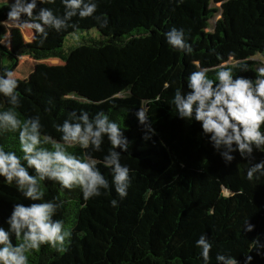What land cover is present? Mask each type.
Segmentation results:
<instances>
[{"label": "trees", "instance_id": "obj_1", "mask_svg": "<svg viewBox=\"0 0 264 264\" xmlns=\"http://www.w3.org/2000/svg\"><path fill=\"white\" fill-rule=\"evenodd\" d=\"M96 2L93 17H73L60 32L49 29L43 45L26 41L35 30L27 34L10 28L7 45L1 41L6 34L0 38V74L15 72L23 57L55 62L28 80L16 78L21 119L38 116L42 135L59 141L62 134L55 125L71 113L83 110L92 117L103 111L129 142L121 163L130 168L132 179L123 199L111 187V170L103 163L111 147L106 137L102 151L91 153L110 184L100 196L85 201L79 187L62 190L56 182H41L44 200L63 204L54 219L71 229V244L66 253L42 245L29 253V264H203L196 247L201 235L212 244L209 264H217L218 253L240 264L251 255L252 264H264V177L249 181L246 175L250 161L264 160V152L254 151L248 159L237 152L226 164L201 122L181 119L172 103L177 89L190 91L187 77L203 68L210 78L223 67L234 77L256 79L260 63L252 58L264 57V0H226L214 35L190 31L194 17L188 9L195 0ZM41 7L64 14L62 0L38 5L36 11ZM8 11L0 8V21L8 19ZM172 28L184 31L190 54L167 43L165 34ZM92 31L101 40L84 39L65 49L69 37ZM9 107L0 96V111ZM140 108L148 117L145 125L136 115ZM0 145L22 155L18 133L0 135ZM68 151L81 153L78 146ZM17 203L33 202L0 178V226L8 227ZM246 220L253 231L246 230ZM12 241L19 242L14 236Z\"/></svg>", "mask_w": 264, "mask_h": 264}, {"label": "clouds", "instance_id": "obj_2", "mask_svg": "<svg viewBox=\"0 0 264 264\" xmlns=\"http://www.w3.org/2000/svg\"><path fill=\"white\" fill-rule=\"evenodd\" d=\"M54 3L55 0H7L8 19L0 21V25L35 30L43 43L49 29L60 32L69 27L73 17H93L98 8L96 0H62L63 16L55 15L48 7L36 11L38 5ZM95 19L99 21L101 17ZM165 35L174 50L189 54L193 51L182 29L172 28ZM241 69L247 71L248 66L242 65ZM17 87L14 71L0 74V96L7 98L10 105L0 111V135L18 133L22 153L17 155L16 151H6L0 145V178L8 185L14 183L17 191L33 203L15 204L6 221L8 227L0 226V264H29V253L45 244L61 253L68 251L72 231L62 219H54L63 204L44 200L41 182H56L62 190L79 187L85 201L100 196L101 189H109L110 184L91 153L102 151L105 137L111 147L103 163L111 170V187L121 199L127 196L132 179L130 168L121 163L122 152L128 151L129 142L115 120L103 111L92 117L87 111L81 110L79 115L73 112L69 119L55 125L62 134L57 141L42 135L43 126L38 116L20 118L16 110L20 107ZM187 88L190 91H175L172 103L178 116L201 122L203 134L226 164L235 159L233 154L237 152L244 159L252 157L254 151L264 152V66L256 69L254 81L234 77L232 69L223 67L210 78L208 69L203 68L187 77ZM136 115L142 125L147 124L148 117L142 108ZM149 138L145 136L146 140ZM49 144L51 147L45 146ZM74 146L79 147L80 155L68 151ZM246 175L249 181L264 177V160L250 161ZM111 204L116 207L118 201L113 199ZM244 225L247 231L254 230L248 220ZM13 236L18 243H13ZM196 247L203 264H209L212 244L206 235L199 237ZM252 260L251 255L247 256L245 264H252ZM216 261L217 264H240L236 258L219 253Z\"/></svg>", "mask_w": 264, "mask_h": 264}, {"label": "rangeland", "instance_id": "obj_3", "mask_svg": "<svg viewBox=\"0 0 264 264\" xmlns=\"http://www.w3.org/2000/svg\"><path fill=\"white\" fill-rule=\"evenodd\" d=\"M225 1L226 0H195V4L190 3L192 8L189 7L188 10L194 17V23L188 24V26L191 27L190 31L193 29V31L197 30L211 35L218 33V27L220 26L219 24L223 20V12L221 9ZM5 6L8 7L7 0H0V8H3ZM202 7L206 9L205 13L200 10V8ZM210 13L214 14L210 15ZM2 28H0V38L3 36V34H6L5 38L1 41L7 45L9 43V30L12 27L5 26L3 29ZM24 31L27 34L31 32V30ZM92 38L94 40H101V37L97 31L74 34L67 39L65 49L72 47V45H78L84 39H87L89 41ZM40 40L41 37L38 33H34V36H28V38H26V41L31 45H43L45 41L41 43ZM231 60L232 61H230L229 63L234 61V59ZM252 60L259 62V67L264 66V57L259 55L252 58ZM50 64L37 62L29 57H23L20 59L19 66L14 72L15 78H18L19 80H28L29 78L34 77L37 71L47 68L48 66H50Z\"/></svg>", "mask_w": 264, "mask_h": 264}]
</instances>
